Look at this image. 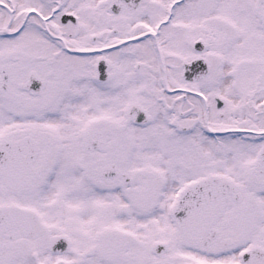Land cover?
<instances>
[{
  "label": "snow or ice",
  "instance_id": "6c2138e0",
  "mask_svg": "<svg viewBox=\"0 0 264 264\" xmlns=\"http://www.w3.org/2000/svg\"><path fill=\"white\" fill-rule=\"evenodd\" d=\"M0 264H264V0H0Z\"/></svg>",
  "mask_w": 264,
  "mask_h": 264
}]
</instances>
